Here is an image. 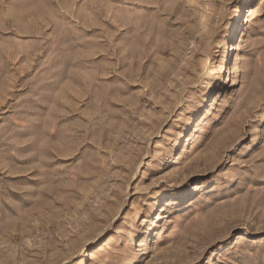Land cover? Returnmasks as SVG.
I'll list each match as a JSON object with an SVG mask.
<instances>
[{"label": "rangeland", "instance_id": "obj_1", "mask_svg": "<svg viewBox=\"0 0 264 264\" xmlns=\"http://www.w3.org/2000/svg\"><path fill=\"white\" fill-rule=\"evenodd\" d=\"M0 264H264V0H0Z\"/></svg>", "mask_w": 264, "mask_h": 264}, {"label": "bare ground", "instance_id": "obj_2", "mask_svg": "<svg viewBox=\"0 0 264 264\" xmlns=\"http://www.w3.org/2000/svg\"><path fill=\"white\" fill-rule=\"evenodd\" d=\"M236 48H239L238 46Z\"/></svg>", "mask_w": 264, "mask_h": 264}]
</instances>
